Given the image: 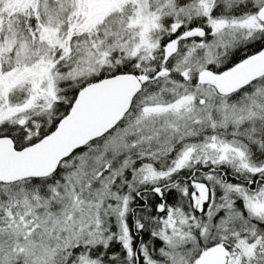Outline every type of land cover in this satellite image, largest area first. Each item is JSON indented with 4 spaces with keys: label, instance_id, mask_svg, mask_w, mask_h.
I'll return each mask as SVG.
<instances>
[{
    "label": "snow or ice",
    "instance_id": "snow-or-ice-1",
    "mask_svg": "<svg viewBox=\"0 0 264 264\" xmlns=\"http://www.w3.org/2000/svg\"><path fill=\"white\" fill-rule=\"evenodd\" d=\"M0 264H264V0H0Z\"/></svg>",
    "mask_w": 264,
    "mask_h": 264
}]
</instances>
